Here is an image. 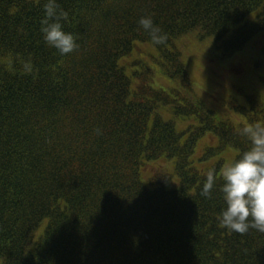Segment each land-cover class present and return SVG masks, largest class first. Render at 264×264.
I'll return each instance as SVG.
<instances>
[{
  "label": "trees",
  "instance_id": "16d2710c",
  "mask_svg": "<svg viewBox=\"0 0 264 264\" xmlns=\"http://www.w3.org/2000/svg\"><path fill=\"white\" fill-rule=\"evenodd\" d=\"M45 3L0 0V264H264L220 222L226 162L195 156L264 122V0H57L65 55Z\"/></svg>",
  "mask_w": 264,
  "mask_h": 264
},
{
  "label": "clouds",
  "instance_id": "9594fccd",
  "mask_svg": "<svg viewBox=\"0 0 264 264\" xmlns=\"http://www.w3.org/2000/svg\"><path fill=\"white\" fill-rule=\"evenodd\" d=\"M68 13L59 9L57 0H46L41 32L47 45L65 55L77 47V38L64 30L62 21ZM139 25L146 31L154 45H164L166 34L154 26L151 16L141 17ZM31 71L30 65H25ZM240 135L247 138L250 147L223 169L221 192L226 207L220 214V222L230 232L246 234L250 229L264 233V122L246 124ZM216 177L209 171L200 194L211 198Z\"/></svg>",
  "mask_w": 264,
  "mask_h": 264
},
{
  "label": "rangeland",
  "instance_id": "374dc122",
  "mask_svg": "<svg viewBox=\"0 0 264 264\" xmlns=\"http://www.w3.org/2000/svg\"><path fill=\"white\" fill-rule=\"evenodd\" d=\"M261 87H262V85L261 84H259ZM229 86V85H228ZM213 92V91H212ZM213 93H215L214 95H218V97L220 96L221 97V94H219V92H213ZM253 95H255L258 99H261V96H260V98H259V93H253ZM264 95V93L262 94V96ZM262 99H264V96L262 97ZM209 145H217V140L214 138V137H212V136H207L206 138H204V139H202L201 141H200V143L198 144V151H199V153H202L203 151H204V149L207 147V146H209ZM227 149V148H226ZM233 150V149H232ZM225 152H228V151H224L223 152V154L225 153ZM222 154V155H223ZM225 157L228 159V160H230V159H232V157H233V154L231 153V151H229L228 153H226L225 154ZM167 162V161H166ZM168 164V163H167ZM199 167H200V164H197Z\"/></svg>",
  "mask_w": 264,
  "mask_h": 264
}]
</instances>
